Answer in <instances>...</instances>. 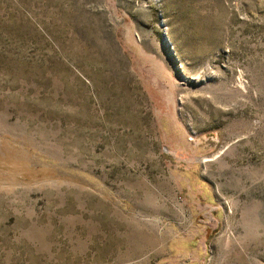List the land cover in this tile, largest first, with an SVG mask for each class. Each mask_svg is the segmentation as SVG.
Masks as SVG:
<instances>
[{
	"label": "rangeland",
	"instance_id": "obj_1",
	"mask_svg": "<svg viewBox=\"0 0 264 264\" xmlns=\"http://www.w3.org/2000/svg\"><path fill=\"white\" fill-rule=\"evenodd\" d=\"M0 264H264V0H0Z\"/></svg>",
	"mask_w": 264,
	"mask_h": 264
}]
</instances>
